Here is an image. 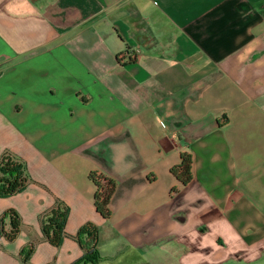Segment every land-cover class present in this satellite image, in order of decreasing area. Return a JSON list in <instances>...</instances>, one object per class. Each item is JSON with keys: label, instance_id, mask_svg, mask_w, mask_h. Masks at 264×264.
<instances>
[{"label": "crops", "instance_id": "obj_1", "mask_svg": "<svg viewBox=\"0 0 264 264\" xmlns=\"http://www.w3.org/2000/svg\"><path fill=\"white\" fill-rule=\"evenodd\" d=\"M5 150L31 181L0 196V217L22 221L14 240L0 223V264H75L87 222L101 258L264 264V0H0ZM183 151L186 184L171 171ZM94 169L117 181L108 218ZM58 199L57 246L40 217Z\"/></svg>", "mask_w": 264, "mask_h": 264}, {"label": "trees", "instance_id": "obj_2", "mask_svg": "<svg viewBox=\"0 0 264 264\" xmlns=\"http://www.w3.org/2000/svg\"><path fill=\"white\" fill-rule=\"evenodd\" d=\"M171 171L181 181L188 183L193 178V156L191 152L183 151L178 163L171 167ZM89 177L96 185L94 193V203L97 210L108 218L112 214L110 206L111 198L116 190L117 181L107 173L98 169L91 170ZM31 178L27 172L25 161L16 153L5 150L0 157V196H10L24 190ZM176 190V189H174ZM69 215V206L61 199L56 204L44 212L40 219L45 237L54 245H61L66 231V221ZM6 219L10 221L9 230H5V235L9 240H14L21 229V217L13 208L4 211L0 217V223L4 224ZM76 239L84 248L83 255L75 264L98 262L101 254L98 250L99 227L93 222H87L80 227ZM34 251V242L22 250L23 260H28Z\"/></svg>", "mask_w": 264, "mask_h": 264}, {"label": "rangeland", "instance_id": "obj_3", "mask_svg": "<svg viewBox=\"0 0 264 264\" xmlns=\"http://www.w3.org/2000/svg\"><path fill=\"white\" fill-rule=\"evenodd\" d=\"M135 258H136L135 255H127L122 258L120 256H114L111 259H108L107 257L104 256L96 263L90 262L87 264H131L132 262H134ZM165 258L167 259V256H165ZM81 264H85V263H81Z\"/></svg>", "mask_w": 264, "mask_h": 264}, {"label": "built area", "instance_id": "obj_4", "mask_svg": "<svg viewBox=\"0 0 264 264\" xmlns=\"http://www.w3.org/2000/svg\"><path fill=\"white\" fill-rule=\"evenodd\" d=\"M134 56H136L135 51H127L126 53H121L119 59L121 62H127L132 60Z\"/></svg>", "mask_w": 264, "mask_h": 264}, {"label": "flooded vegetation", "instance_id": "obj_5", "mask_svg": "<svg viewBox=\"0 0 264 264\" xmlns=\"http://www.w3.org/2000/svg\"><path fill=\"white\" fill-rule=\"evenodd\" d=\"M90 263V262H89ZM92 263H96V262H92ZM85 264H87V263H85Z\"/></svg>", "mask_w": 264, "mask_h": 264}]
</instances>
